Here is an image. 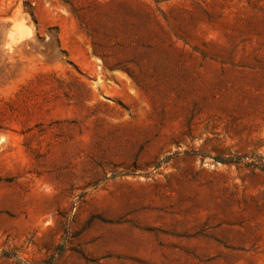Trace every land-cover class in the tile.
Segmentation results:
<instances>
[{"label": "rangeland", "instance_id": "rangeland-1", "mask_svg": "<svg viewBox=\"0 0 264 264\" xmlns=\"http://www.w3.org/2000/svg\"><path fill=\"white\" fill-rule=\"evenodd\" d=\"M247 163L264 0H0V264H264Z\"/></svg>", "mask_w": 264, "mask_h": 264}, {"label": "trees", "instance_id": "trees-1", "mask_svg": "<svg viewBox=\"0 0 264 264\" xmlns=\"http://www.w3.org/2000/svg\"><path fill=\"white\" fill-rule=\"evenodd\" d=\"M215 160L221 164L239 163V161H240L239 159H234V158H228L226 160H218V159H215ZM245 166L250 167L253 170H259L260 172L264 173V167L263 166H259L257 164H253V163H247V164H245ZM57 251L59 252L60 249H57ZM9 255L10 254L7 252H2L0 254V258L2 257V258L8 259ZM52 262H53V257H50L49 259L42 261L40 264H52Z\"/></svg>", "mask_w": 264, "mask_h": 264}]
</instances>
